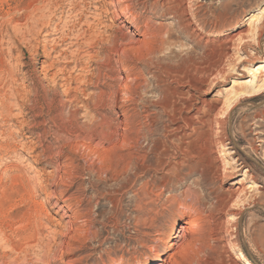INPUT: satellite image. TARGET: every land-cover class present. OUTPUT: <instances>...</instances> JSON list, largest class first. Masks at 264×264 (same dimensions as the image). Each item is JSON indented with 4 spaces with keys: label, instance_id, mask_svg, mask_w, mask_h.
Instances as JSON below:
<instances>
[{
    "label": "rangeland",
    "instance_id": "rangeland-1",
    "mask_svg": "<svg viewBox=\"0 0 264 264\" xmlns=\"http://www.w3.org/2000/svg\"><path fill=\"white\" fill-rule=\"evenodd\" d=\"M146 1L141 22L158 38L138 44L114 0H0V175L18 169L35 188L0 214L8 234L32 228L22 252L0 242L1 264H241L220 236L228 212L241 252L264 264V0H181L188 26ZM111 38L125 56L106 50ZM104 56L110 74L97 77ZM124 80L132 102L119 98ZM123 111L135 143L120 174Z\"/></svg>",
    "mask_w": 264,
    "mask_h": 264
},
{
    "label": "bare ground",
    "instance_id": "bare-ground-1",
    "mask_svg": "<svg viewBox=\"0 0 264 264\" xmlns=\"http://www.w3.org/2000/svg\"><path fill=\"white\" fill-rule=\"evenodd\" d=\"M94 1V0H93ZM112 1V0H111ZM181 0H157L154 4V6L159 3L160 6H164L166 11H170L174 14V16H176L177 18V22L183 24L184 26H188L191 23V18H193L194 13L190 10L185 9V7H182L180 4ZM137 4L140 5V7L142 9H145L147 7V1L146 0H138V3H135V0H114V3L112 4V11H110L113 16L114 19H119V18H123V21L130 23V27L132 26V30L134 33L138 32L139 30H141V39H138L136 42L138 44H147L149 42H154L157 40L158 36V32L156 33L153 27V24L151 23L150 19L145 20L143 23L141 22L142 18L145 16L143 14V11H139L137 9ZM26 11V10H25ZM31 12V11H30ZM105 12V10H104ZM23 13V12H22ZM29 15V14H28ZM12 18V17H11ZM24 20V19H23ZM36 21V20H35ZM30 22V21H29ZM26 23V22H25ZM27 24V23H26ZM86 27V26H85ZM86 30V29H85ZM50 31V30H49ZM39 34V33H38ZM162 36V35H161ZM84 37V36H83ZM123 38V37H122ZM128 38V37H127ZM130 40V39H129ZM163 41V39L161 38V42ZM101 42V41H100ZM103 42V41H102ZM107 44L108 47H106V50L112 52L114 51L116 54L119 55H123L125 56L126 52V48L124 46H118L117 42L114 39H107ZM159 42V41H158ZM164 42V41H163ZM162 42V43H163ZM120 43V42H119ZM122 45V44H121ZM157 45V44H156ZM160 45V44H159ZM81 53V52H80ZM87 53V52H86ZM100 53V52H99ZM71 56V55H70ZM128 58V56H127ZM81 59V58H80ZM99 59V58H98ZM133 59V58H132ZM109 60L107 59V57L104 56V58H101L98 63H97V67H95L94 69L96 70V76H100L101 74L108 76V72H110L109 70L106 69V67L108 66L107 64ZM144 62V61H142ZM262 62H264V60H262ZM123 65V63H121ZM146 64V63H145ZM143 64V65H145ZM261 65H259L257 68H259ZM1 68V67H0ZM123 68V69H122ZM107 70V71H106ZM120 71L125 73V76L127 75V77H129L130 74V68H128L127 66L123 65L122 67H120ZM11 74V73H10ZM94 74V75H95ZM110 76V75H109ZM133 77V76H132ZM0 78L1 75H0ZM255 74L253 73V77H252V82L255 79ZM98 79V78H97ZM1 80V79H0ZM102 80V79H101ZM95 81V80H94ZM100 83V82H99ZM127 80L122 81V85H121V94L122 96H120V100L121 101H130L131 95L130 92L127 90ZM237 84V83H235ZM143 87V86H141ZM248 90H243L240 91V93L242 92H247ZM103 91H101L99 93V97L102 99L104 96ZM107 94V93H106ZM239 94V93H238ZM108 95H114V92H109ZM100 99V100H101ZM116 99V97L114 98ZM103 100V99H102ZM133 100V99H132ZM132 102V101H130ZM204 102V101H203ZM123 103V102H122ZM134 103V102H133ZM208 105V104H207ZM210 107V106H209ZM217 106H214L213 109H216ZM211 108V107H210ZM126 110V109H125ZM219 112L220 108L216 109ZM127 112V111H126ZM128 113H124L123 111V122L121 123V125H119L118 127L121 129V132L117 138V144L120 150V153L118 154L119 156V160L122 161V168L120 169V174H124L127 173L128 171L132 170V161H131V156L132 153L129 151L130 147H131V143L134 140V135L132 133L131 129V125L132 123H130V121L126 118H128L130 115H126ZM221 115L217 114V112H215V114L212 116L211 118V122H215V123H211L212 125H210L209 131L210 133L214 134L215 137L218 139L217 142V151L219 152L218 156H216L215 160H218V162L223 161V158L227 155L226 152V147L225 144L219 140L220 136H221V130H222V119L220 118ZM132 117V116H131ZM200 117V116H199ZM191 118V117H190ZM194 122V121H193ZM188 126H190V123L187 122ZM133 128V127H132ZM135 130V129H134ZM107 131V130H106ZM107 133V132H106ZM117 133V132H116ZM138 133V132H137ZM206 133V132H205ZM118 135V134H117ZM136 135V134H135ZM200 138V137H199ZM112 140V139H111ZM135 143V142H133ZM115 144V142H114ZM134 147V146H133ZM112 148V147H111ZM157 151V150H156ZM159 151V150H158ZM107 153H108V149H103L102 155L100 153V157L102 160L101 162L104 163L103 167H106V158H107ZM109 154V153H108ZM110 155V154H109ZM214 159V158H213ZM224 164V163H223ZM13 167V166H12ZM36 165H32V169H36ZM65 167V166H64ZM217 166H215L216 168ZM220 167V166H219ZM105 170V169H104ZM135 170V169H134ZM67 171V170H66ZM66 171H62L59 173L57 172V178H56V184L60 185L59 189H60V194H65L68 192V188H71V184L69 185L67 182H65V179H67L66 177ZM173 171V170H172ZM143 172V171H142ZM147 174V173H146ZM54 175V174H53ZM69 176V175H68ZM71 176V175H70ZM24 176L21 174V172L18 169H6L4 171V173L2 175H0V214L3 211V208L5 205L9 204L11 201V198L14 194L17 193H21L20 191H26L28 193H33L35 191V188L33 187H27L28 185H24L23 181H24ZM35 180V179H34ZM152 181V180H151ZM154 181V180H153ZM25 182V181H24ZM146 183V182H144ZM64 188H61V187ZM58 187V186H57ZM143 187V186H142ZM146 187V186H145ZM144 187V188H145ZM236 189H239V187H237ZM234 190V189H233ZM27 193V194H28ZM57 191L52 190L50 191L51 196H53L54 198H57L56 195ZM59 194V193H58ZM233 194L236 195V192L233 191ZM238 194V192H237ZM24 195V194H23ZM26 195V194H25ZM67 195V194H66ZM238 196V195H237ZM114 199V198H113ZM68 202V208L72 209L73 205L70 201L71 200H76L72 195L67 196V198L65 199ZM25 202V201H24ZM77 202V200H76ZM76 204V203H75ZM10 208V207H9ZM5 210V209H4ZM29 211V210H28ZM41 211V209H37L36 212ZM57 211H61L62 214H65L66 211L64 210L63 206H58L57 207ZM223 211V210H222ZM226 211V210H225ZM5 212V211H4ZM18 211L17 213L19 214ZM41 213V212H40ZM75 214H73V218L72 219H77L80 215L78 213L73 212ZM3 215H5L4 213H2ZM1 214V215H2ZM21 214V213H20ZM27 214V213H26ZM61 214V215H62ZM239 214V213H238ZM15 215V214H14ZM24 215V214H23ZM38 215V214H37ZM237 214L232 213V212H228L224 214V222H223V226L221 228V237H223L224 239H226L227 242V247L230 251L234 252V259L236 261H239L241 264H253L247 257L244 256V254L241 252V250L239 249L237 243L235 242V240L233 239L234 236V230H235V226L233 225V219L236 217ZM2 217V216H1ZM6 217V216H5ZM29 217V216H28ZM24 218V217H23ZM11 219V218H10ZM13 220V219H12ZM26 221V220H25ZM35 221V220H34ZM41 221V220H40ZM74 221H71V223H73ZM7 223V222H6ZM191 224V223H190ZM30 225V224H29ZM13 226V225H12ZM26 226V224H25ZM11 227V226H9ZM22 228V226H21ZM15 229V228H14ZM32 229V228H31ZM31 229L29 228L28 230L24 229V230H19V231H15L13 230V227L11 228V234H8L6 231V227L2 226L0 223V242H3L5 245H7L9 247L10 251H14V252H22L24 251V247L23 246H28L30 243V239L31 237ZM17 230V229H16ZM189 231V230H188ZM16 236L18 237L20 240L18 242L13 241L12 236ZM34 236V235H33ZM15 240V239H14ZM224 244V243H223ZM5 247V246H4ZM31 256V255H30ZM14 257V256H13ZM175 256H172L171 259L172 261L174 260ZM5 259V255L0 256V259ZM12 258V257H11ZM15 259V257H14ZM151 259V255H146L143 258H141L139 260V262H137L136 264H144L147 263V261ZM24 260V259H23ZM4 261V260H3ZM6 261V259H5ZM4 261V264H5ZM26 261V260H25ZM170 261L169 264H172L173 262ZM1 264V263H0ZM7 264V263H6ZM10 264V263H9Z\"/></svg>",
    "mask_w": 264,
    "mask_h": 264
}]
</instances>
